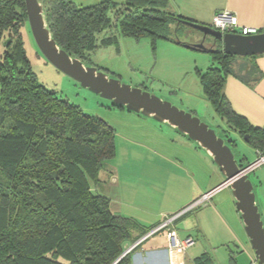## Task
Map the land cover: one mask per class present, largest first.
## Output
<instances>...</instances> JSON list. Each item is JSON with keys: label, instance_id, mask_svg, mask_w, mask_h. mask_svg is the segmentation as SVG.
<instances>
[{"label": "trees", "instance_id": "1", "mask_svg": "<svg viewBox=\"0 0 264 264\" xmlns=\"http://www.w3.org/2000/svg\"><path fill=\"white\" fill-rule=\"evenodd\" d=\"M43 1L59 46L84 62L99 45L117 42L116 33L99 40L114 23L125 36L178 42L167 32L174 24L178 33L182 24L176 21H184L171 11L170 0H101L88 6ZM26 23L25 0H0V264H133L143 242L128 252L127 244L155 226L115 213L110 197L95 189L117 154L115 128L40 81L23 40ZM201 51L213 57L197 74L227 124L218 126L221 136L229 128L243 138L248 134V142L264 153V129L235 113L225 93L236 58L255 60L258 54H229L222 42ZM230 144L236 146L235 140Z\"/></svg>", "mask_w": 264, "mask_h": 264}, {"label": "rangeland", "instance_id": "2", "mask_svg": "<svg viewBox=\"0 0 264 264\" xmlns=\"http://www.w3.org/2000/svg\"><path fill=\"white\" fill-rule=\"evenodd\" d=\"M72 1L78 5L88 6L101 0ZM113 1L120 5L124 2V0ZM173 27L174 24L171 26V31L167 33H171L173 37H178L183 42L187 39L185 29L194 30L189 25L186 27L182 25L176 33ZM119 29L120 27L114 23L99 35V40H101L102 37L110 33H116L118 40L108 46L99 45L91 52V60L86 61L85 64L95 65L110 76L121 79L123 83L141 87L172 102L179 108L200 117L201 120L217 129L219 135H222L218 126L227 127V124L218 116L213 105L207 99L201 79L196 72L197 68L205 70L210 65L212 54L207 51L192 50L185 47L184 44L166 38L125 36ZM21 31L27 55L40 81L48 87L56 88L60 94L72 103L79 105L85 112L105 119L115 128L117 154L115 158L108 161L107 169L101 173V179L95 186L96 191L102 195L107 193L115 206L117 197L119 199V196L122 195L116 188V183L112 182L111 177L115 173L119 175L118 173L122 171V176L126 175L127 179L133 180L134 188L138 186V189L135 188L137 197L133 199L127 187H122L121 189L128 193L127 196H123L128 200L123 199V201L130 203V207L132 203H138L146 209L159 210L162 207L160 199L166 197L170 191L171 193L173 191V196H175V187L173 186L179 182V177L174 176L176 179L172 177L170 180L169 176H163V178L159 177V182H156L152 176L141 179L139 172L142 173L146 169L181 172L177 164L166 160L163 155H171L175 160L180 159V156L183 155L180 140H185V135L168 122L157 121L153 117L114 106L110 99L84 87L77 79L57 68L42 54L29 22L22 27ZM229 134L236 141L235 153L243 163H245L242 160L243 155H246L247 160H250L251 163L258 158L255 149L247 140L236 131L230 130ZM194 144L198 146L196 142ZM203 150L205 151V149ZM134 156L139 160L136 161ZM209 156L202 158V161L200 158L190 161L189 156L183 155L188 159L186 161L189 167L197 168L198 179L201 172L203 173L202 177L204 180L206 179L205 182L217 178L214 170L218 166ZM249 177L255 186L257 202L259 201L264 220V163L253 169ZM143 182L151 183L150 187L146 186V189L153 187L150 192L143 188ZM153 183L159 184L153 186ZM206 184L208 185V183ZM168 189L169 192H167ZM214 201L219 209L218 214L226 220V224L224 221L215 224H206L202 221L199 226L195 216L204 210L202 208L192 210L175 222L181 239H194L186 251L187 264H195L198 256L205 251L209 253L216 264H252L256 253L245 226L240 221L231 189L225 187L222 192L218 193ZM211 209H213V216L217 215L214 206ZM139 215L143 216V213L139 212ZM167 216L159 218L158 221H163ZM163 235L159 233L156 237L157 239L165 238Z\"/></svg>", "mask_w": 264, "mask_h": 264}, {"label": "crops", "instance_id": "3", "mask_svg": "<svg viewBox=\"0 0 264 264\" xmlns=\"http://www.w3.org/2000/svg\"><path fill=\"white\" fill-rule=\"evenodd\" d=\"M170 9L174 14L183 17L184 18L183 20H191L194 22L210 24V25L212 23L214 15L218 11L229 10L234 14H236L240 24L255 26L258 27L260 30L264 29V0H170ZM176 23L178 24L180 23L185 27L186 25H188L184 21L183 22L176 21ZM186 29L185 32L187 35V39L185 40L188 41V43L203 41L204 38L203 32L195 28L194 30L193 29L186 30ZM168 40H172V39H168ZM172 41L177 42V40L175 39H173ZM195 51H201V50H195ZM210 62L211 65L213 63L212 58L210 59ZM233 68H234V72L229 73L225 83V93L231 103L232 109L238 115L243 116L248 121V123L253 127H259L261 129H264V53L258 54L255 60L236 58L233 64ZM198 69L199 68L196 69V72ZM230 130L232 129L229 128V131ZM229 131L226 133L225 138L230 141L233 138L229 134ZM237 134H239V132H237ZM188 139L189 138L186 137L185 140H180V142L182 146L181 153L183 155L189 156L191 158L190 161H193L194 159H198V158H200L202 161V158H206L207 155H209L203 150V148H201L200 146L199 147L196 146L193 140L191 139L188 140ZM252 147L255 149L257 157L259 156L260 153H263L262 148L260 147L256 148L253 145ZM183 155L180 156L181 157L180 159L182 161L180 159L175 160L174 157L171 155H167V154L163 155L166 158V160H171L173 164H177V166L180 167L181 172L180 171L173 172L171 170L169 171L156 170V169H146L142 173L139 172V176L141 177V179H145L146 176H152L156 182H159V177L163 178V176L165 177L169 176L170 180H172V177L174 178V176L179 177V182H176V184L173 186L175 187L174 188L175 196H173V191L171 193V191L169 192L168 189L167 192H169L170 194L168 193L166 197L160 199L162 207L159 210H150V208L146 209L142 207L143 206L142 204H138V203L137 204L132 203L130 207L129 206L130 203L123 201V199L128 200L125 197L123 198V196L124 195L127 196L128 193H126L121 188L127 187L133 199L137 197L135 188L138 189V186H135L134 188L133 180L127 179L126 175L122 176L121 175L122 171L118 173L119 175H117V173L112 175L111 177L112 182L116 183L115 184L116 188L119 189V192L122 195L119 196V199L117 197V202L115 206L111 198V206L113 211L123 216L133 217L145 226H156L162 222L161 220L158 221L159 218L165 217L167 215L172 216L178 214L183 209H186L197 198H199L206 192L218 188V186H220L224 182L225 176L221 172L217 164L216 165L218 166V168L214 170L217 176L215 180H210L208 182H205L206 179L204 180V177H202L203 176L202 172H201V176L198 179L197 178L198 171H196L197 168L196 167L193 168L191 166L189 167L186 161L188 159L183 157ZM236 156L239 158L237 154ZM135 160L138 161L139 159L135 157ZM239 160L240 162H242L240 158ZM242 160L245 162L244 163L245 165L251 163L250 160H247L246 155L245 156L243 155ZM206 183H208V185ZM150 184L151 183L143 182L142 186L143 188H145V190L150 192L153 187L146 189V186L150 187ZM156 184L159 183H153V186ZM129 187H131V189H129ZM225 187L230 188V186H225ZM225 187L216 190V192L214 193V195L212 196L211 200L208 203H204L201 204L199 207H194L192 209L187 210L177 220L189 214L192 210H195L196 208L199 209L202 208L207 211L201 210L200 213L196 214L195 216L196 222L198 223L199 226L202 221L206 224H215L220 221H224L226 224L227 223L226 220L221 218L220 215L218 214L219 209H217V203L216 201H214V199L216 200L218 193L222 192ZM104 194L108 196L107 193ZM212 206H214V209H216L217 212V215L215 214L216 217L213 216V209H211ZM237 211L241 219L240 221H242L243 223L241 214L238 209ZM139 212H142L143 216L139 215ZM174 227L177 229L178 237L181 239L177 225L175 224ZM159 233L164 234L163 236L165 238L157 239L156 235ZM132 244L131 242H129L127 245L131 246ZM140 246L141 247L137 249L136 252L134 253L133 264H171V255L169 253V248H168L169 241L165 231L164 232L160 231L158 233L151 235L146 240H144L143 243L140 244ZM187 249L188 247L184 251L177 250L175 252L176 255L174 257L177 259V262L181 264H187L186 262ZM256 260H257V256L254 257L252 262ZM195 264H216V263L214 262L212 257H210L209 253L205 251L200 256H198V259L195 260Z\"/></svg>", "mask_w": 264, "mask_h": 264}, {"label": "water", "instance_id": "4", "mask_svg": "<svg viewBox=\"0 0 264 264\" xmlns=\"http://www.w3.org/2000/svg\"><path fill=\"white\" fill-rule=\"evenodd\" d=\"M25 5L35 41L42 54L52 64L77 79L84 87L110 99L112 103L153 117L157 121L168 122L205 149L225 176L224 182L215 190L230 186L246 233L258 258V264H264V220L257 202L255 186L249 177L252 167L251 164L241 166L230 141L193 113L148 90L123 83L121 79L110 76L97 66L87 65L80 58L71 56L67 50L59 46L52 35L46 19L44 1L25 0ZM184 22L203 32L204 36H212L216 41L222 42L226 53L240 56L264 53V29L259 33L248 35L224 33L210 24L191 20ZM178 42L195 50L211 49L204 40L197 43L181 40ZM244 138L249 140V135L246 134Z\"/></svg>", "mask_w": 264, "mask_h": 264}, {"label": "built area", "instance_id": "5", "mask_svg": "<svg viewBox=\"0 0 264 264\" xmlns=\"http://www.w3.org/2000/svg\"><path fill=\"white\" fill-rule=\"evenodd\" d=\"M211 25L214 28L219 29L224 33L231 32V33H241L248 35V34H256L261 32V30L258 27L240 24L236 14H234L229 10L218 11L214 15ZM263 163H264V153H260L258 158L254 162L249 163L251 164L252 167L251 171L256 167L262 165ZM215 192H216L215 189L206 192L205 194L197 198L194 202H192L186 209H183L178 214L166 217L161 223L156 225L153 229H151L149 232L144 234L139 240H137L133 245H131L127 249V251H130L132 248H135L138 244L143 242L151 235L158 233L160 231H165L169 241L168 248H169V253L171 255V264H181L177 262V259L174 257L176 255L175 252L177 250H183V251L186 250V248L194 242V239L186 238L184 240H181L178 237L176 228L174 227L175 221L179 216H181L187 210L194 207H199L201 204L208 203ZM258 263H259L258 258L256 261L252 262V264H258Z\"/></svg>", "mask_w": 264, "mask_h": 264}, {"label": "flooded vegetation", "instance_id": "6", "mask_svg": "<svg viewBox=\"0 0 264 264\" xmlns=\"http://www.w3.org/2000/svg\"><path fill=\"white\" fill-rule=\"evenodd\" d=\"M204 43L208 46V47H215L219 44L220 41H216L214 37L212 36H204L203 38Z\"/></svg>", "mask_w": 264, "mask_h": 264}, {"label": "clouds", "instance_id": "7", "mask_svg": "<svg viewBox=\"0 0 264 264\" xmlns=\"http://www.w3.org/2000/svg\"><path fill=\"white\" fill-rule=\"evenodd\" d=\"M211 26H212V25H211ZM212 27H213V26H212ZM261 31H262V30H261ZM247 165H248V164H247ZM179 217H180V216H179ZM179 217H178V218H179ZM178 218H177V219H178ZM174 225H175V224H174ZM176 230H177V229H176ZM139 239H140V238H139ZM139 239H138V240H139ZM145 240H146V239H145ZM134 243H135V242H134ZM134 243H133V244H134ZM133 244H132V245H133ZM129 247H130V246H129ZM129 247H128V248H129ZM128 248H127V249H128ZM132 249H133V248H132ZM132 249H131V250H132ZM127 252H128V251H127Z\"/></svg>", "mask_w": 264, "mask_h": 264}]
</instances>
